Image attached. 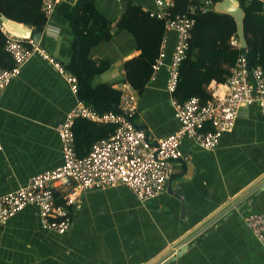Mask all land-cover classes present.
<instances>
[{
	"label": "crops",
	"instance_id": "1",
	"mask_svg": "<svg viewBox=\"0 0 264 264\" xmlns=\"http://www.w3.org/2000/svg\"><path fill=\"white\" fill-rule=\"evenodd\" d=\"M56 1L40 33L30 24L23 26L64 67L73 55L74 34L57 7L78 0ZM131 1L147 11L155 7L154 0ZM96 5L115 22L112 39L90 51V57L111 62L94 84L121 89L126 103L134 105L133 121L152 140L164 138L180 127L167 90L177 34H167L165 64L138 93L125 81L124 62L141 50L128 31L117 29L127 0H96ZM226 82L212 79L207 90L223 95ZM78 98L53 63L37 54L0 90V195L63 162L57 126ZM181 150L166 190L147 201L123 184L85 191L80 207L66 205L58 195L62 205L57 206L72 217L63 235L45 230L38 208L26 206L0 224V264H149L186 235L153 264H264V246L245 221L250 213L264 212V116L259 106L242 107L234 128L222 134L215 148L185 137Z\"/></svg>",
	"mask_w": 264,
	"mask_h": 264
},
{
	"label": "built area",
	"instance_id": "2",
	"mask_svg": "<svg viewBox=\"0 0 264 264\" xmlns=\"http://www.w3.org/2000/svg\"><path fill=\"white\" fill-rule=\"evenodd\" d=\"M187 12L174 13V0H154L151 16L164 20L165 35L162 50L153 64L151 80L165 64L164 46L169 32L177 34V42L168 65L167 90L180 127L171 134L152 140L147 131L138 126L124 112L100 113L78 98L64 120L57 126L61 142L63 162L33 176L25 185L0 195V224H5L17 212L33 204L39 210L41 225L45 230L63 235L72 225V217L64 206H57L59 194L66 205L80 207L85 191L109 188L123 184L141 201H147L164 192L172 174L173 164L183 157V138L193 139L206 149L215 148L222 134L232 130L239 111L244 106L257 104L264 116V68L250 66L243 53L227 78V91L214 94L210 100L201 102L199 96L180 101L176 96L180 66L186 58L196 23V14L212 7L211 0H197ZM57 6L56 0H42V11L51 19ZM0 28L6 37V50L15 64L5 68L0 64V90L9 86L21 73L24 64L34 55H39L59 70L78 96V79L66 71L62 64L30 37L18 34L0 16ZM29 43V45L27 44ZM232 43L238 45L236 40ZM125 101V105L122 104ZM123 110L133 113L134 105L122 97ZM84 117L96 122L112 123L116 130L109 138L95 142L90 152L79 156L75 146V121ZM209 125V127H207ZM1 149V146H0ZM245 221L264 246V212L250 213Z\"/></svg>",
	"mask_w": 264,
	"mask_h": 264
},
{
	"label": "trees",
	"instance_id": "3",
	"mask_svg": "<svg viewBox=\"0 0 264 264\" xmlns=\"http://www.w3.org/2000/svg\"><path fill=\"white\" fill-rule=\"evenodd\" d=\"M220 0H211L212 4ZM197 0H174V13L187 12ZM245 10L244 29L248 47L246 52L232 43L239 42L234 17L216 12L210 7L206 12L196 14L190 46L180 66L179 84L176 96L184 101L199 96L202 103L212 98L206 83L216 79L224 83L232 73L239 57L246 53L250 66L264 68V0H240ZM42 0H0V16L20 24H30L34 33H40L47 17L42 11ZM57 10L70 22L73 28V55L64 68L78 79V97L100 113L124 112L130 118L133 113L122 109L123 91L112 83L94 84L97 75L107 71L111 62L90 57L91 49L103 41L112 39L115 21L104 15L96 0H78L75 5L59 3ZM118 31H128L141 53L124 62L125 81L138 93H142L153 73V64L162 50L165 35L164 20L150 15L142 6L127 0V8L117 25ZM29 45V43H27ZM0 64L5 68L14 66L12 55L6 50V37L0 28ZM209 127V125H207ZM116 125L96 122L84 117L75 121V146L79 156L90 152L93 144L114 134ZM59 194H57L58 196ZM62 198V197H61ZM64 203V202H63ZM62 205V202H57Z\"/></svg>",
	"mask_w": 264,
	"mask_h": 264
},
{
	"label": "water",
	"instance_id": "4",
	"mask_svg": "<svg viewBox=\"0 0 264 264\" xmlns=\"http://www.w3.org/2000/svg\"><path fill=\"white\" fill-rule=\"evenodd\" d=\"M212 9L216 12L220 13H227L230 14L232 17H234L237 25V32L239 35V46L243 49L244 52H246L248 47V42L246 38V32L244 29V19H245V10L241 6L240 0H220L212 5ZM3 20L7 23H10L13 29L20 35L25 37H32V30H29L28 28L24 27L22 24L9 20L7 17L2 16ZM34 39V37H33ZM36 43H39L38 38L34 39ZM264 178V177H263ZM262 179L258 181L261 182ZM257 184V183H256ZM188 236H184L181 238V240L177 241L175 244H173L170 248L166 250L163 254L158 256L154 261L150 262L149 264H153L159 258H162L164 255L170 253L172 251V248L180 244L183 240H185ZM180 253V252H179ZM178 253V254H179Z\"/></svg>",
	"mask_w": 264,
	"mask_h": 264
},
{
	"label": "bare ground",
	"instance_id": "5",
	"mask_svg": "<svg viewBox=\"0 0 264 264\" xmlns=\"http://www.w3.org/2000/svg\"><path fill=\"white\" fill-rule=\"evenodd\" d=\"M9 25H10V27H12L10 23H9ZM12 28H13V27H12Z\"/></svg>",
	"mask_w": 264,
	"mask_h": 264
}]
</instances>
